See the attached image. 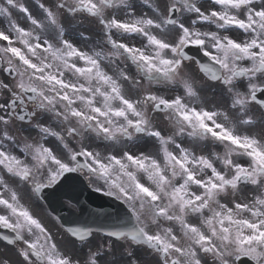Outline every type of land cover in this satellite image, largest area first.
Returning <instances> with one entry per match:
<instances>
[{
    "label": "snow or ice",
    "instance_id": "snow-or-ice-1",
    "mask_svg": "<svg viewBox=\"0 0 264 264\" xmlns=\"http://www.w3.org/2000/svg\"><path fill=\"white\" fill-rule=\"evenodd\" d=\"M0 17V264H264V0H2ZM71 174L126 219L58 238L36 209Z\"/></svg>",
    "mask_w": 264,
    "mask_h": 264
},
{
    "label": "rangeland",
    "instance_id": "rangeland-1",
    "mask_svg": "<svg viewBox=\"0 0 264 264\" xmlns=\"http://www.w3.org/2000/svg\"><path fill=\"white\" fill-rule=\"evenodd\" d=\"M72 27H73V28H76L77 26L74 24ZM96 30H97V29H94V30L90 33V35L94 38V40H93L92 42H96V41H97L96 38H95L94 35H93V33H95ZM72 38L77 39V40L79 39V37H78V35H77L76 33H73V34H72ZM87 251H88V249H87V247H85V253H86ZM74 255H75L76 257L79 258L77 252H75Z\"/></svg>",
    "mask_w": 264,
    "mask_h": 264
},
{
    "label": "flooded vegetation",
    "instance_id": "flooded-vegetation-1",
    "mask_svg": "<svg viewBox=\"0 0 264 264\" xmlns=\"http://www.w3.org/2000/svg\"><path fill=\"white\" fill-rule=\"evenodd\" d=\"M231 35L236 36L235 34H231ZM5 250H6L5 244L3 242H0V252L5 251Z\"/></svg>",
    "mask_w": 264,
    "mask_h": 264
},
{
    "label": "water",
    "instance_id": "water-1",
    "mask_svg": "<svg viewBox=\"0 0 264 264\" xmlns=\"http://www.w3.org/2000/svg\"><path fill=\"white\" fill-rule=\"evenodd\" d=\"M118 211L120 210V209H117Z\"/></svg>",
    "mask_w": 264,
    "mask_h": 264
}]
</instances>
